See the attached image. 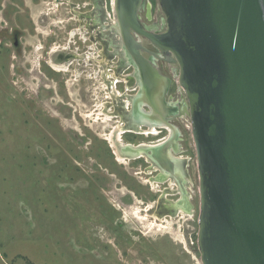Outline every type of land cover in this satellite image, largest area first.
Segmentation results:
<instances>
[{
    "label": "rangeland",
    "instance_id": "rangeland-1",
    "mask_svg": "<svg viewBox=\"0 0 264 264\" xmlns=\"http://www.w3.org/2000/svg\"><path fill=\"white\" fill-rule=\"evenodd\" d=\"M83 1L0 0V264H202L200 179L190 117L172 122L187 150L182 154L194 212L160 217L158 211L166 202L159 206L160 199H178V184L171 187L170 180L161 181L158 169L147 172L145 159L115 161L102 135L113 131L119 118L107 124L94 121L102 103L110 101L100 76L95 78L103 71L94 61L103 60L102 47L73 45L65 33L71 4ZM112 2L106 0L108 25L115 21ZM147 2L151 18L142 10V21L154 31L162 30L159 1ZM45 34L59 36L57 46L62 49L55 50L66 51L55 54V46L48 52L39 49ZM106 48V64L114 66L109 70L114 74L120 54L109 44ZM72 52L84 59H75L68 72L50 68L52 59L61 63ZM89 56L90 67L83 64ZM155 64L173 81L165 100L177 102L184 93L177 73L165 61ZM132 73L126 66L121 76ZM117 89L130 94L129 81ZM87 114L92 116L86 118ZM132 139L148 140L123 136V143ZM149 205L153 209L148 210ZM137 208L147 216L146 222L135 217ZM164 219L170 225L160 231L147 225Z\"/></svg>",
    "mask_w": 264,
    "mask_h": 264
},
{
    "label": "water",
    "instance_id": "water-1",
    "mask_svg": "<svg viewBox=\"0 0 264 264\" xmlns=\"http://www.w3.org/2000/svg\"><path fill=\"white\" fill-rule=\"evenodd\" d=\"M158 1L162 32L142 21L146 0H113V9L139 104L155 117L168 109L169 81L151 55L178 65L198 160L201 262L264 264V0Z\"/></svg>",
    "mask_w": 264,
    "mask_h": 264
},
{
    "label": "flooded vegetation",
    "instance_id": "flooded-vegetation-1",
    "mask_svg": "<svg viewBox=\"0 0 264 264\" xmlns=\"http://www.w3.org/2000/svg\"><path fill=\"white\" fill-rule=\"evenodd\" d=\"M81 4L82 5H80V4L76 5V3L71 4V8H72L71 14L72 15L69 17L70 19L68 21L67 28L65 29V33L68 34V36L71 39L70 42L73 43V45L81 46L83 44V46L85 48H88V50L93 49L91 46L93 44H94V46L98 45V46L102 47V52L100 54L103 56V60L102 61L101 60H94V61H95L96 67H97V63L103 62V66L101 65V67H102V69H105V67H106L105 56H106V52H107L106 47L108 44H109V47L112 50H114L113 53H115V54L118 53V54L122 55V50H121V48L123 47L122 43L120 40H115L116 35H118L120 37L119 29L117 28V25L115 24V22L117 20L116 16H115V21L112 22L113 25L115 24V27L113 26V28H112V24H110V25L107 24L108 18H107V12H106V6H107L106 0H86L85 2L83 1ZM75 9H77V10H75ZM142 10H145V14L147 15L146 6ZM49 19H51V18L47 17V20H49ZM108 28L112 29V30H109V32H111L110 34H108ZM163 29H164V27L162 24V30H158V31L162 32ZM40 33L43 34L42 31ZM45 35L47 36V38H45V40H44L45 44L42 45V47L39 49H42V48L45 49L46 48L47 52L50 49L52 50L53 46H55L53 49H56V50L62 49L61 46H57V40L58 39L60 40L59 36L50 35V34H45ZM107 38H109V41H107ZM56 50H52V52L55 53ZM98 50L101 51L99 49V47H98ZM65 51L66 50H62L60 52L63 53ZM56 53H59V51ZM88 53H90V52H88ZM52 55H54V54H52ZM65 55L66 56L64 58L60 59L61 63L56 64L53 61L54 59H52L51 61L56 66L68 65L69 66L68 69H70V66H72L74 64L73 62L75 61V59H78L80 57L79 54L75 55L74 52L67 53ZM151 56H152L151 57L152 64H154V66L157 69H158V67L155 64L156 61L162 60V61L167 62L160 52H155V54H153ZM125 57H123V56L120 57L118 65H116V67H115V70L117 72L121 73L122 68H124L126 66H128L129 69L133 70L132 74L127 75L128 76L127 80L129 81V86H130V89L128 92H130V94H126V95L123 94L124 99L129 100V102H130L127 105L129 108L124 103H120V105H113V99L108 98V96H106V98L110 99V101L109 102H106V101L103 102L106 105L103 108L105 111L115 113L111 120H113L115 118L117 119L118 117H119V120L121 119L120 121L118 119L116 120V123H115L116 126L115 127H117L118 124H120L121 121L124 119L123 127L125 128L124 129L125 131L121 135L120 142H117L118 143L117 147H119L120 154L125 158H132L135 160L145 159L144 162H146L148 164L145 167L147 172H149L150 170L153 171L154 169H158V170H155V172L157 174H159V178L161 181L169 182L170 179H174L176 184H178V186H179V192H178L179 198L178 199H176V200L168 199L167 200L164 196H162V198L160 199L159 204H158L159 206H161L162 203L164 201H166L165 204L162 205L163 207H161V209H159V211H158V214L160 217L165 216V215H166V217H171V218L172 217L174 218L176 216L179 217L182 215V210L189 211L193 214L194 209H192L193 206L190 202L192 196L188 191V188H189L188 187L189 175H188V171H187L188 165H186L187 160L183 157V154H182V153L187 152V150H185L183 148V146H181V144H180V142H182V140H183L180 129L178 127H176L172 122L173 119H176V118L180 119V118L186 116V115H184L185 114V107H186L185 94L180 92L179 94H181V96L179 97V100H177V102L168 103L166 101L168 109L164 112V114L162 116H156L155 117L154 113L152 112V109L149 105H147V104L146 105H144V104L139 105V103H140L139 102L140 81H139V76H138V69H137L136 65L134 64V61L130 57H129V59L131 60V62H128L129 60ZM99 58H101V57H99ZM83 59H84L83 57L79 58V60H83ZM87 60L88 61L83 62V64L86 63L85 65L90 67L91 62H92V60L90 59V56H89V59H87ZM45 62H46V60H45ZM167 63L170 65L171 68H173L174 72L177 73L178 65L177 64L174 65V64H171L169 62H167ZM48 64H49V62H48ZM54 65H52L51 63L49 64L50 68L53 71H55L56 73H58V70L55 69ZM159 72L162 74V72L160 70H159ZM98 73H100V74H98L95 78L100 76L101 80L104 83V88L108 89L105 87V80L103 77V73H101L100 70L98 71ZM120 77H121V75H120ZM167 79L169 81L167 94H169L172 91L173 81L170 78H167ZM111 80H113V79H111ZM120 80L121 81L118 84H120L121 82L124 81L122 79H120ZM118 84H115V89H116L115 91H117L118 93H121L117 89ZM133 104H134V106H133ZM130 105H131V107H130ZM98 111H100V109H98ZM138 115L146 118L147 123L138 121L136 118V116L138 117ZM150 119L152 121L156 120V119L161 121L162 126H158L160 123H157L158 125H156L157 126L156 127L157 134H154L151 131V128H153L154 124ZM170 126L174 130L173 136L171 134L172 130L170 129ZM161 127H162V129H161ZM166 128H168V129H166ZM105 134H107V133H105ZM156 135L160 136V137L155 139ZM123 136L134 137L136 139L137 138H146L148 140L146 142L145 141L137 142L136 140L132 139L131 141H128V143L124 144L123 143ZM104 140H105V138H104ZM105 141L107 142V140H105ZM107 143L109 144V142H107ZM123 145L125 147L124 150H122ZM128 146H131L133 148H140V147L146 146V148H145V150H142L141 152L139 151L140 153L135 154L132 152L133 148H128ZM112 151H113V149H112ZM154 151H157V153H159L158 156H160L161 153L166 156L165 158H167V161H166L165 168H163L158 163V161L155 159ZM112 154H113V156H117L114 153V151L112 152ZM116 158L117 157H115V161H117ZM198 171H199V169H198ZM151 174H153V172ZM179 177H180V179H179ZM174 195H177V194H174ZM200 201H201V196H200ZM153 207L154 206L152 205V208ZM179 212L181 215L179 214ZM198 221H199V219H198Z\"/></svg>",
    "mask_w": 264,
    "mask_h": 264
},
{
    "label": "bare ground",
    "instance_id": "bare-ground-1",
    "mask_svg": "<svg viewBox=\"0 0 264 264\" xmlns=\"http://www.w3.org/2000/svg\"><path fill=\"white\" fill-rule=\"evenodd\" d=\"M54 3V2H53ZM113 3V2H112ZM105 7V6H104ZM76 8V7H75ZM114 22V21H113ZM112 24V23H111ZM115 24H116V22H115ZM115 24L113 25V26H115ZM83 31V30H82ZM43 32V31H42ZM77 32V31H76ZM55 50V49H54ZM120 50V49H119ZM121 50H122V55H119L120 57H125V58H127L129 61L128 62H131V60L129 59V57L127 56V54H126V52L123 50V47L121 48ZM59 51H61V50H59ZM56 53V52H55ZM125 55V56H124ZM100 57V56H99ZM107 62V61H106ZM105 62V63H106ZM50 64V63H49ZM51 64L52 65H54V63L51 61ZM57 64V63H56ZM101 65L103 66V62H101ZM132 66V65H131ZM52 67V66H51ZM54 67H55V69H57L58 70V72H68V65H65V66H56V65H54ZM53 67V68H54ZM112 67H114V66H112L110 63L107 65L106 64V67H105V69H103V71H102V73H103V77H104V80H105V87L106 88H108V90H109V96H108V98H112L113 99V105H120V103H124L126 106L128 105V103H130L129 102V100H125L124 99V96L121 94V93H118L117 91H115L116 89H115V84H118V82H120L121 80L120 79H122V80H124V81H128L127 80V77L128 76H126V77H120V75H121V73H119V72H117L116 70H115V68H114V70H115V73L114 74H110L109 73V70L112 68ZM128 67V66H127ZM113 73V72H112ZM122 74H124V73H122ZM113 77V78H112ZM111 79H113V80H111ZM135 90V89H134ZM126 98V97H125ZM134 99V98H133ZM133 101V100H132ZM139 105H142V104H139ZM106 105L103 103L102 105H101V108H100V111H99V113L97 114V117H96V119L94 120L95 122H98V121H102V123L103 124H107L110 120H111V118L114 116V112H107V111H105L103 108L105 107ZM133 106H134V104H133ZM128 107V106H127ZM130 107H131V105H130ZM129 108V107H128ZM134 108V107H133ZM144 109V108H143ZM110 110V109H109ZM146 110V109H145ZM135 111V110H134ZM137 113V112H136ZM139 113V112H138ZM135 114V113H134ZM145 114V113H144ZM150 114V113H149ZM148 115V114H147ZM92 115H85V117L86 118H90ZM118 117V116H117ZM119 118V117H118ZM136 118H137V120L138 121H140V122H144V123H147V119L146 118H144V117H142V116H139L138 115V117L136 116ZM154 118V117H153ZM94 119V118H93ZM140 119V120H139ZM155 119V118H154ZM119 120V119H118ZM121 120V119H120ZM149 120V119H148ZM151 120V119H150ZM123 121H124V119L121 121V123L117 126V127H115V128H113L114 130L111 132V133H109V134H103L102 136L105 138V140H107V142H109V145L112 147V149H113V151H114V153L117 155V161H118V163H122V164H126L125 163V157H123L121 154H120V151H119V147H117V145H118V143L117 142H120V138H121V135H122V133L125 131L124 129V127H123ZM152 121V120H151ZM153 122V124H154V126H153V128H151V131L154 133V134H157V129H156V125H158L157 123H160L158 126H162L161 125V121H159V120H153L152 121ZM144 126V125H143ZM137 127V126H136ZM159 129V128H158ZM161 129H162V127H161ZM166 129H168V128H166ZM170 129L172 130L171 131V134H172V136H173V128L170 126ZM137 131V130H136ZM149 133V132H148ZM143 134V133H142ZM152 134V133H151ZM153 134V135H154ZM175 135V134H174ZM174 141V140H173ZM170 142V141H169ZM121 144V143H120ZM164 146V145H163ZM160 147V146H159ZM124 145H123V147H122V150H124ZM145 148H146V146H143V147H140V149H139V151L140 150H145ZM167 149V148H166ZM153 151V150H152ZM166 152V151H165ZM174 154V153H173ZM142 156V155H141ZM171 156V155H170ZM140 158V157H139ZM132 159V158H131ZM130 160V159H129ZM128 163V162H127ZM151 164V163H150ZM187 167V166H186ZM188 171V170H187ZM149 175V174H148ZM174 175V174H173ZM175 176V175H174ZM179 179H180V177H179ZM158 183V182H157ZM163 184V183H162ZM170 184H171V187L172 186H174L176 183H175V180L174 179H170ZM181 184V183H180ZM190 184V183H189ZM177 194V193H176ZM171 195V194H170ZM165 198H166V196H165ZM168 198V197H167ZM181 201V200H180ZM152 208V205H149V208H148V210L149 209H151ZM153 209V208H152ZM147 210V209H146ZM179 214H180V212H179ZM187 214H189V216L190 215H192V213L191 212H189V211H185V210H182V215H187ZM134 215H135V217L136 218H138V219H140V220H142V222H146L147 221V216H142V214H141V210L139 209V208H137L136 209V211H135V213H134ZM181 215V214H180ZM166 216V215H165ZM152 217V216H151ZM183 217V216H182ZM186 217V216H185ZM156 219H157V217H155ZM167 218V217H166ZM171 218V217H170ZM169 218V219H170ZM173 218V217H172ZM151 219V218H150ZM154 219V218H153ZM164 224H168V225H170L169 224V221L168 220H163V222H160V224L159 223H157L156 221H150L149 222V224H147L148 225V227L150 228V230H156V229H158L159 231L160 230H162V229H165L166 228V226L164 225ZM165 226V227H164Z\"/></svg>",
    "mask_w": 264,
    "mask_h": 264
}]
</instances>
